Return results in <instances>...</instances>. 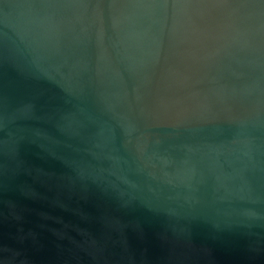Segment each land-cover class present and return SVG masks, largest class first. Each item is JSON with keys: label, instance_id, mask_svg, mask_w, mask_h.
I'll use <instances>...</instances> for the list:
<instances>
[{"label": "water", "instance_id": "obj_1", "mask_svg": "<svg viewBox=\"0 0 264 264\" xmlns=\"http://www.w3.org/2000/svg\"><path fill=\"white\" fill-rule=\"evenodd\" d=\"M0 264H264V0H0Z\"/></svg>", "mask_w": 264, "mask_h": 264}]
</instances>
